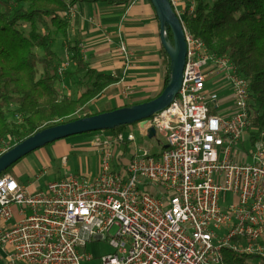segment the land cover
I'll return each instance as SVG.
<instances>
[{"label": "built area", "instance_id": "2783aa9c", "mask_svg": "<svg viewBox=\"0 0 264 264\" xmlns=\"http://www.w3.org/2000/svg\"><path fill=\"white\" fill-rule=\"evenodd\" d=\"M169 2L177 10L180 1ZM194 9L192 1L188 13ZM184 33L178 95L135 124L144 137L154 128L165 139L156 156L143 150L115 171V146L135 138L99 132L91 141L101 156L94 179L66 174L29 192L10 174L0 177L3 264H80L93 259L86 247L100 242L111 248L102 264H226L225 249L264 260V130L255 125L250 81L228 57L210 52L185 27ZM118 52L127 68L133 55L123 41ZM64 71L59 67V75ZM215 73L233 90L232 116L210 112L204 83ZM14 207L23 217L9 228Z\"/></svg>", "mask_w": 264, "mask_h": 264}, {"label": "trees", "instance_id": "16d2710c", "mask_svg": "<svg viewBox=\"0 0 264 264\" xmlns=\"http://www.w3.org/2000/svg\"><path fill=\"white\" fill-rule=\"evenodd\" d=\"M80 1L128 2L0 0V144L9 137L18 138V144L44 129L76 120L72 118L74 115L116 82L112 76L99 73L85 63L77 43L69 40L70 22L66 16ZM186 1L195 3L194 12L189 14L187 11L184 15L182 23L186 31L200 38L210 52L228 57L238 74L250 81L255 125L258 130H264V0ZM40 25L52 27L62 36L67 53L72 55L73 75L84 76L86 88L77 99L61 95L58 85L62 75L58 73L59 56L53 49L55 40L51 34L42 32ZM24 26L28 31L23 29ZM166 32L168 40L173 43L170 29L167 28ZM161 52L166 70L165 88L171 72V59L164 48ZM11 106H16L21 117L19 124L8 118ZM89 116L87 114L84 118ZM127 126L101 132L114 138ZM95 133L99 132L88 134ZM256 139L255 135L250 137L252 142ZM128 146V141L115 146L117 156L114 151L113 159L121 167L117 171L124 169L122 158ZM15 164L0 177L12 174ZM223 256L226 264H248L254 258L263 260L259 255H238L227 249L223 250Z\"/></svg>", "mask_w": 264, "mask_h": 264}, {"label": "crops", "instance_id": "0c3cea01", "mask_svg": "<svg viewBox=\"0 0 264 264\" xmlns=\"http://www.w3.org/2000/svg\"><path fill=\"white\" fill-rule=\"evenodd\" d=\"M68 19L70 22L69 40L77 43L80 54L85 56V60H82L99 73L110 75L116 79L114 84L102 91L82 111L95 115L101 112L129 108L149 102L162 93L166 72L161 52L164 47L160 22L151 0H128L123 4L80 1L72 7ZM121 41L126 44L133 55L131 64L127 68L118 52ZM209 76H212L209 79L210 88L204 89L207 101L213 102L210 99L213 97L211 91L218 92V95L225 99L223 94L227 92L229 85L227 78L223 74L217 73ZM82 80H84L83 76L75 75L64 80L61 79L58 87L61 95L70 99H77L86 88V80L84 82ZM232 112V105H229L224 109V114L216 115L223 116ZM88 136L93 137L87 144H84L83 138ZM95 136L96 134H86L85 137L76 141H70V144L61 140L53 142L50 147L55 149L57 145L59 146L58 150L52 154L54 158L44 154L45 150L50 147H43L35 153V160L41 167H48L53 164V160L62 159L61 164H63L65 172L51 182L62 179L66 174L82 175L70 172L66 155L69 154L70 150H73L74 157L72 160L75 164L78 163L76 169L84 170L87 174L83 176L94 179L100 172L101 162L99 150L91 146V141ZM84 145L89 147L91 153L98 155V160L89 159L87 149H83ZM115 164L117 161L114 162L113 159L112 168L117 171L119 168ZM15 173L10 175L27 191L37 192L46 189L47 184L41 186L39 182L30 181L32 176L28 178L29 180L25 179L28 172L24 168L18 169ZM22 217L19 209L14 207L12 218L15 219L14 224L18 223Z\"/></svg>", "mask_w": 264, "mask_h": 264}, {"label": "water", "instance_id": "95a60500", "mask_svg": "<svg viewBox=\"0 0 264 264\" xmlns=\"http://www.w3.org/2000/svg\"><path fill=\"white\" fill-rule=\"evenodd\" d=\"M151 2L160 22L162 45L171 59L169 81L162 93L149 102L130 108L107 111L76 119L44 129L24 139L0 155V175L23 157L50 143L81 134L101 132L115 127L141 122L144 123L152 116L165 110L173 102L181 87L186 60L187 45L184 25L173 11L169 0H151ZM167 28L170 29L173 36V43L176 47L175 55L170 53L167 46ZM148 137L149 139L155 137L154 128L148 130Z\"/></svg>", "mask_w": 264, "mask_h": 264}, {"label": "rangeland", "instance_id": "374dc122", "mask_svg": "<svg viewBox=\"0 0 264 264\" xmlns=\"http://www.w3.org/2000/svg\"><path fill=\"white\" fill-rule=\"evenodd\" d=\"M205 1H208L209 3H211L213 0H205ZM179 3H180L179 7L175 11L179 14V16H180L179 18L183 22L184 17H185L184 15L188 11L189 2L186 0H183V1L180 0ZM67 17L68 16H66V18ZM23 29L28 31V28L26 26H24ZM40 30L44 33H49L52 35V37H54L55 43H54L53 49L59 56L60 68L65 67V71L62 74L61 79H63V80L67 79V77H70L71 75H73V71H74L75 67L72 63V59H71L72 55L67 53V51L65 49L62 36L60 34H58L54 30V28H52V27L46 28V27H44V25H40ZM166 38H167V41L172 46H174V43H171L168 40V37H166ZM81 55H82V59L85 60V56H83V54H80V57H81ZM211 77L212 76H208L206 78L205 83H204V89H206V90L210 88L209 79H211ZM83 79L85 80L84 76H83ZM84 80H82V82H84ZM59 86L60 85H58V87ZM211 96H213L210 98L211 100H213V102H210L208 104L211 113H213V114H224V109L227 106L232 105L233 112L230 114L223 115V116H232V114L235 112L236 106H235V100L233 97V90H232L230 84L228 85L227 92H225L223 94V96H225V99H222L221 95H218V92H216V91H211ZM214 100H216L217 102H215ZM10 111H11V113L8 115V118L10 120L14 121L16 124H19L21 122V117L19 116V114L16 111V106H11ZM87 114H89V112L81 110L76 115H74L72 118L73 119H81V118H84V116ZM129 133H131L135 139L133 142L129 143V146L127 148L125 156L122 158V163H123L124 168H126L129 165L130 160L134 154H136V153L140 154L143 150H147L151 154L156 156L161 151V147L165 142V139L160 134H157L156 137H154L152 139H149L148 137H144L140 133V131L135 127V124L134 125L133 124L128 125L126 127L125 131L123 132L124 137L127 138ZM85 136H86V134H81V135L72 136L69 138L62 139L61 141H66L67 144H70L71 143L70 141H76L79 138H82ZM92 137L93 136H91V137L88 136V137L83 138L84 144H87L92 139ZM17 142H18V138H15V137H11V138L9 137L5 141H3L0 144V155L2 153L6 152L7 150H9L12 146L16 145ZM50 145H52V143L47 145V146H44V147L47 148V147H50ZM84 146L85 147L83 149H85V150L87 149L86 152L89 153L88 154L89 159L92 160V158H93L94 160H98L97 159L98 155L95 153H91L92 151L89 150V147H87V145H84ZM244 146L246 148H250L251 143L249 141H245ZM42 148H39V149L35 150L34 152L30 153L29 155L23 157L15 165V167L12 169L11 173L16 174L15 172L18 169L24 168V170L28 172V175L25 177V179L29 180L28 178H30V176H32L30 181L39 182V184L41 186H45V184L48 185V183L51 182L52 180H54V178L62 176L65 172V169L63 168V164H61L62 159L61 160L58 159V161L53 160V164L49 165L48 167H43V166L41 167V165L37 162V160H35V153ZM58 148H59L58 145L55 147V149L52 147L47 148L45 150L44 154L49 156L50 158H54V156L52 154H53V152H56L58 150ZM72 153L74 154L73 150H70L69 154L66 155L67 156L66 158L68 159V164L70 165V172L79 173L82 175L87 174V173H85L84 170L76 169L78 163L75 164V162L72 160L74 157ZM45 155H44V157H46ZM115 156H117L116 151H115ZM114 162H116V160ZM116 165L120 169V166L118 164H116ZM121 170H123V168ZM230 202H231V197L228 196L227 197V203L224 205H228ZM14 223H15V219H12L9 223L6 224V226L10 228L13 226ZM86 250L93 256V259L91 261L81 262L80 264H102L100 257L111 252V248L105 242L91 243L86 247ZM0 258H1V253H0ZM0 264H3L1 259H0ZM248 264H264V260L254 258V259H250L248 261Z\"/></svg>", "mask_w": 264, "mask_h": 264}, {"label": "bare ground", "instance_id": "6f19581e", "mask_svg": "<svg viewBox=\"0 0 264 264\" xmlns=\"http://www.w3.org/2000/svg\"><path fill=\"white\" fill-rule=\"evenodd\" d=\"M167 46L169 48V51L172 55H175L176 53V47L175 46H172L170 43L167 42Z\"/></svg>", "mask_w": 264, "mask_h": 264}]
</instances>
